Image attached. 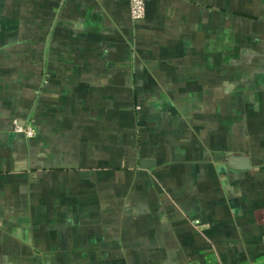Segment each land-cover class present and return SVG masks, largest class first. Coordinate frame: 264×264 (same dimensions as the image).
Here are the masks:
<instances>
[{
  "label": "crops",
  "instance_id": "0c3cea01",
  "mask_svg": "<svg viewBox=\"0 0 264 264\" xmlns=\"http://www.w3.org/2000/svg\"><path fill=\"white\" fill-rule=\"evenodd\" d=\"M144 1L145 14L135 20L128 0H0V168L7 169L0 171V264L37 252L33 232L22 234L27 151L11 127L23 102L35 134L29 174L44 175L47 196L28 210L69 209L52 195L85 190L77 165L91 160L87 147L99 171L119 146L140 148L131 149V167L143 158L154 164L130 176L132 193L119 211L157 237L161 264L264 260V91L231 107L229 77L215 75L214 61L196 58L201 47L191 43L213 13L228 17L223 4L230 0ZM231 113L239 116L232 123ZM233 132L238 151L231 153ZM103 147H114V156ZM229 154L249 155L251 167L231 168ZM38 183L30 184L36 194ZM133 194L138 203H130ZM29 223L35 229L38 220ZM119 237L126 239L114 232Z\"/></svg>",
  "mask_w": 264,
  "mask_h": 264
},
{
  "label": "rangeland",
  "instance_id": "374dc122",
  "mask_svg": "<svg viewBox=\"0 0 264 264\" xmlns=\"http://www.w3.org/2000/svg\"><path fill=\"white\" fill-rule=\"evenodd\" d=\"M223 6L225 8L228 6V17H225V13L222 18L213 13L207 19L206 29L200 27L199 34L196 39L192 36L191 43L196 42L198 48L201 47L196 58L205 59V61L212 59L215 65V75L221 76L223 72L224 76L229 77V101L233 107L237 106L244 96L254 102V99H257V95H254L255 91H264V0H245V2L230 0ZM206 31L207 33H205ZM9 38L12 39L14 36L7 37L8 40ZM206 40H208V49H203ZM29 100L30 98H26L23 94V101ZM139 103L140 101L136 99L135 105L140 106ZM28 107V102H23V106L19 108L21 114L13 117L11 127L18 136L17 139L21 140L23 152L27 151L23 153V158L27 162L20 167V170L23 171L20 179L22 199L23 204L24 202L27 204L23 205L21 214L24 223L22 234L27 237L30 231L33 232L32 238L36 237L37 239V252L32 251L30 255V253L22 251L20 258H15V264H161L162 259L159 257V252L161 253L163 250L157 251L164 249V246L156 241L157 237L151 235L146 228L143 231V229L133 226L134 224H130L135 220L139 221L140 218L126 217L124 211H119L120 205H124L128 200L126 195L132 193H128L131 191L130 176L136 175L135 171H141L140 162H134L131 167L127 158L131 149L139 152L140 148L119 146L116 153L118 157L111 158V162L103 163L105 167L99 171L98 169L94 170V166L97 164L96 161L93 162L95 159L94 148L87 147L85 160L91 159V162L85 161L76 164L84 173L85 190L78 193L75 189L69 196L66 193L52 195L55 200L65 201L69 209H61L62 206L56 204L60 208L50 212L52 213L50 216V213H46L44 209L30 211L24 207L28 206L29 208L30 203H40L47 197L44 190V175L42 177L38 175V179H32L29 174L28 160L31 155L28 152V142L30 137L35 134L29 135L24 131L29 127L30 108ZM183 111H185L184 108ZM137 117L138 115L135 114L134 121ZM238 117L237 114L231 113L230 122L236 121ZM20 120L27 125L20 124ZM191 131H194V127L189 125V130L185 131V134H188L189 137ZM243 133L245 134V132ZM237 134L231 133V153L234 150L238 151ZM121 135L122 133L119 132V137ZM103 148L114 156V147L110 152V147ZM254 149L248 148V152L255 158L259 154L254 153ZM259 162L264 165V156L259 158ZM38 166L41 165L38 164ZM0 171H7V169L0 168ZM139 175L141 176V173ZM136 181L135 187L143 185L141 177ZM31 182H39L38 184L42 182L39 194L31 189ZM82 184L76 186L82 187ZM110 196L114 197L110 200ZM132 197L134 198L135 194ZM133 198L130 203H138L136 198ZM158 198L156 195L153 202H157ZM30 218L38 220L35 229L30 226ZM69 218L73 219L69 220ZM127 218L128 220L125 221L124 219ZM114 223L117 224L115 229H113ZM114 232L117 235H123L126 239L122 241L120 237L114 239ZM110 236H112V240H110ZM111 249L116 250L117 253L114 252L117 254L116 256L110 255ZM146 252L150 254H144ZM6 260L8 263L13 262V258ZM257 263L264 264V260L259 259Z\"/></svg>",
  "mask_w": 264,
  "mask_h": 264
},
{
  "label": "water",
  "instance_id": "95a60500",
  "mask_svg": "<svg viewBox=\"0 0 264 264\" xmlns=\"http://www.w3.org/2000/svg\"><path fill=\"white\" fill-rule=\"evenodd\" d=\"M228 165L236 170H244L251 167L250 158L247 154H229L227 156ZM140 164L142 166H149L154 164L153 159H141Z\"/></svg>",
  "mask_w": 264,
  "mask_h": 264
},
{
  "label": "built area",
  "instance_id": "2783aa9c",
  "mask_svg": "<svg viewBox=\"0 0 264 264\" xmlns=\"http://www.w3.org/2000/svg\"><path fill=\"white\" fill-rule=\"evenodd\" d=\"M129 13L132 19H141L145 14V1L144 0H128ZM29 135H32L33 129L27 127L24 129Z\"/></svg>",
  "mask_w": 264,
  "mask_h": 264
}]
</instances>
